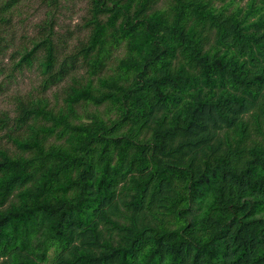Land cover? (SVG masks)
<instances>
[{
    "label": "trees",
    "instance_id": "trees-1",
    "mask_svg": "<svg viewBox=\"0 0 264 264\" xmlns=\"http://www.w3.org/2000/svg\"><path fill=\"white\" fill-rule=\"evenodd\" d=\"M90 15L80 57L110 33L131 82L100 79L101 96L67 88L69 111L86 101L115 111L80 126L16 100L18 123L43 116L44 132L78 135L72 151L34 138L14 141L33 159L0 152V200L45 163L0 212V264H264V0H90ZM46 42L44 74L58 61Z\"/></svg>",
    "mask_w": 264,
    "mask_h": 264
},
{
    "label": "rangeland",
    "instance_id": "rangeland-1",
    "mask_svg": "<svg viewBox=\"0 0 264 264\" xmlns=\"http://www.w3.org/2000/svg\"><path fill=\"white\" fill-rule=\"evenodd\" d=\"M105 20L104 16L99 18L102 23ZM90 21V0H0V152L10 160L33 159L37 155L35 150L18 148L15 140L32 142L36 138L44 149L54 147L72 151L76 143L74 137L78 135L63 125L55 127L52 133L44 132L52 127V122L43 116L18 123L15 103L19 98L34 104L38 102L54 115H66L71 126H80L90 118L105 121L114 118L115 111L108 102H81L71 111L64 102V91L70 86L90 84L93 93L101 96L107 90L100 86V79L123 84L124 76H128L126 84L131 82L129 74L119 69L120 63L128 58L126 45L122 40L112 39L110 33L89 58L80 57L79 52L87 45L93 31ZM46 40L53 43L58 60L48 74L42 73L40 66ZM37 44L42 45L32 65L16 68L19 57ZM66 55L76 58L66 63L65 72L59 77L51 78L60 71V62ZM90 62L95 64L93 73L88 65ZM44 167L45 163L38 161L31 165L29 180L0 200V212L19 203L20 194L33 186Z\"/></svg>",
    "mask_w": 264,
    "mask_h": 264
}]
</instances>
